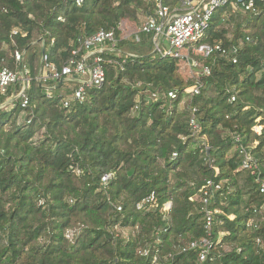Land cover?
<instances>
[{
  "label": "trees",
  "instance_id": "1",
  "mask_svg": "<svg viewBox=\"0 0 264 264\" xmlns=\"http://www.w3.org/2000/svg\"><path fill=\"white\" fill-rule=\"evenodd\" d=\"M84 1L78 7L74 0H0V69H20L19 50L31 79L26 110L19 103L0 108V264H155V257L156 264H264V244L257 243L264 239V196L257 178L242 169L235 140L252 147L264 182V3L258 15L225 21V11L215 15L205 42H253L240 51L238 64L204 61L212 74L198 80L185 76L184 60L156 53L151 35L124 37L122 24L154 15L153 4ZM101 29H115L117 38L115 51L103 55L104 87L90 89L86 101L70 109L63 108L62 86L48 99L37 81L43 52L61 68L79 41ZM199 83L201 94L181 110L186 90ZM138 84L177 92L178 99L156 102L143 93L136 111L145 90ZM6 101L0 97V106ZM20 118L26 123L19 125ZM258 123L261 134L254 131ZM112 172L116 177L104 187L102 177ZM209 179L224 187L211 204L220 214L211 253L201 263L197 251L181 249L208 237L199 197ZM153 194L155 207L139 210ZM68 231L75 232L73 240Z\"/></svg>",
  "mask_w": 264,
  "mask_h": 264
},
{
  "label": "built area",
  "instance_id": "2",
  "mask_svg": "<svg viewBox=\"0 0 264 264\" xmlns=\"http://www.w3.org/2000/svg\"><path fill=\"white\" fill-rule=\"evenodd\" d=\"M74 1L78 7H82L85 3L84 0ZM146 1L155 6V14L146 17L139 32L152 36L155 52L163 58L184 60L192 78L198 80L203 77H209L212 74L211 67L206 65L204 61L220 57L231 61L233 64H238L240 51L246 44L253 42L251 37L239 40L232 47L227 46L226 41L215 44L205 42L204 40L209 35L215 15L225 11L223 15L224 21L239 13L258 15V4L264 3V0H179V5L172 9L166 4L165 0ZM60 20L63 19L61 18ZM18 33L19 31L13 32L14 35ZM137 40H139L138 37ZM116 45V30L101 29L96 34L79 41V47L73 50L72 57L61 68L50 62V56L45 51L41 57V70L37 81L44 85L47 98L52 99L55 97L54 90L60 87L61 82L76 81V87L72 89L70 94L63 96V108L70 109L75 103H84L90 89H101L104 87L106 71L103 55L106 52L115 51ZM43 46L45 47L44 42ZM14 59L20 69L13 70L9 67L0 69V97H8V101L3 103L0 108L13 110L16 108V103H19L21 108L26 110L30 106V72L24 65V54L22 52L19 50L15 51ZM137 88L145 90L137 98L136 111L140 109L143 93L148 94V97L156 102L162 97L172 100L178 99L177 92L162 93L160 90L144 88L142 84H138ZM202 89L203 84L199 83L186 90L185 96L187 97H184L180 104L181 110L187 106L189 98L199 96ZM232 101H236V95L232 98ZM197 112V109H193L190 119L192 137L196 139L201 132ZM23 123H26L24 119L18 121L19 125ZM30 123L31 121L27 122V124ZM254 131L257 134H261L263 125L258 123L254 127ZM235 140L238 142L237 152L242 158V169L257 178L260 183V193L264 196V182L260 180L261 171L252 153V147L243 145L238 137H235ZM202 145H205V143ZM177 157L178 155L174 154L173 158L176 159ZM77 172L80 173L79 171ZM115 177L116 174L114 172L105 174L102 177L103 186L107 187ZM223 187V183H217L214 179L206 181L201 190L199 201L202 205L208 237L181 249V253L197 251L201 263L206 262L211 253L212 242L210 237L214 229V219L216 215L220 214L218 209L211 207V204L215 195L222 191ZM154 202L155 195L153 194L143 200L138 205V209L146 208L147 211H150L155 207ZM172 205V202L166 204L163 212L167 213L172 208ZM119 211H122V209L119 208ZM250 225L249 227H251ZM254 227L257 228L258 226ZM74 235V231L67 232V237L70 240L74 239ZM257 243L264 244V239H257ZM159 261L160 259L155 257L154 263L156 264Z\"/></svg>",
  "mask_w": 264,
  "mask_h": 264
},
{
  "label": "rangeland",
  "instance_id": "3",
  "mask_svg": "<svg viewBox=\"0 0 264 264\" xmlns=\"http://www.w3.org/2000/svg\"><path fill=\"white\" fill-rule=\"evenodd\" d=\"M145 19H146V16L141 15L139 17L138 23L133 22V21H128V22L123 23L121 28H122V32H123L124 37L129 38V37H132L133 35L137 34L139 32L142 24L144 23ZM233 28H234V23L229 24V26L226 27V29H228L231 33L233 31ZM35 43L37 44L38 47L43 46V43H39L38 41ZM40 61H41V58H40ZM181 67H182V71L184 72V74L187 78H189V76L192 77L186 62L182 61ZM20 119H22V118H20ZM22 122H24V121L22 120ZM117 232H118V234L122 235L123 238H125V239H128L130 237V232L128 230H122V229L118 228Z\"/></svg>",
  "mask_w": 264,
  "mask_h": 264
},
{
  "label": "crops",
  "instance_id": "4",
  "mask_svg": "<svg viewBox=\"0 0 264 264\" xmlns=\"http://www.w3.org/2000/svg\"><path fill=\"white\" fill-rule=\"evenodd\" d=\"M62 86V87H61ZM60 87L62 88V92L60 95L67 96L70 94L73 88L76 87V81L74 82H65V84H61Z\"/></svg>",
  "mask_w": 264,
  "mask_h": 264
},
{
  "label": "water",
  "instance_id": "5",
  "mask_svg": "<svg viewBox=\"0 0 264 264\" xmlns=\"http://www.w3.org/2000/svg\"><path fill=\"white\" fill-rule=\"evenodd\" d=\"M45 53V51L43 52V54ZM63 82H61V84H62Z\"/></svg>",
  "mask_w": 264,
  "mask_h": 264
}]
</instances>
